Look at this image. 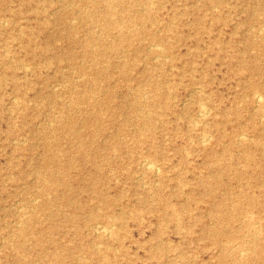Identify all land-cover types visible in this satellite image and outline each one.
Returning a JSON list of instances; mask_svg holds the SVG:
<instances>
[{
	"label": "rangeland",
	"instance_id": "1",
	"mask_svg": "<svg viewBox=\"0 0 264 264\" xmlns=\"http://www.w3.org/2000/svg\"><path fill=\"white\" fill-rule=\"evenodd\" d=\"M259 93L264 0H0V264H264Z\"/></svg>",
	"mask_w": 264,
	"mask_h": 264
},
{
	"label": "bare ground",
	"instance_id": "2",
	"mask_svg": "<svg viewBox=\"0 0 264 264\" xmlns=\"http://www.w3.org/2000/svg\"><path fill=\"white\" fill-rule=\"evenodd\" d=\"M107 10L109 11V10H111V5H108V7H107ZM107 12V11H106ZM102 14H105V12L103 11L102 12ZM108 15V14H107ZM107 20V19H106ZM112 24H117V21H116V23H114V22H112ZM125 57V56H124ZM85 76V75H84ZM81 77V76H80ZM203 93V92H202ZM153 97V96H152ZM255 102L257 103V105L258 106H264V97H263V95H261L260 93H259V95L257 94V96L255 97ZM208 108V107H207ZM210 108V107H209ZM209 113H210V111H208ZM151 113V112H150ZM199 113H201V115H206L207 116V110L206 109H204V108H200V112ZM264 119V118H263ZM75 133H76V130H75ZM77 135H79V133H76ZM209 135V134H208ZM211 135V134H210ZM80 136V135H79ZM206 136V135H205ZM243 137V136H242ZM238 138H240V137H238ZM245 138V137H244ZM205 139V138H204ZM207 139H209V138H207ZM205 141H206V139H205ZM208 141V140H207ZM206 141V142H207ZM202 143H203V141H202ZM205 143V142H204ZM240 153V152H239ZM146 161V160H145ZM146 167H147V169H149L148 171H154V170H156L157 169V167H159V166H157V164L155 163V162H153L152 160H147L146 162ZM159 163V162H158ZM144 167V166H143ZM38 173V172H37ZM164 184H166V183H164ZM215 191V190H214ZM239 193V192H238ZM231 194V193H230ZM224 197V196H223ZM225 198V197H224ZM240 199V198H239ZM259 200V199H258ZM236 204H238V203H236ZM253 214V213H252ZM132 215V214H131ZM251 218H252V216L253 215H251L250 214V212H249V214H248ZM179 221V220H178ZM260 222V221H259ZM258 222V223H259ZM253 224V223H252ZM255 224V223H254ZM100 225V224H99ZM106 224H104V225H102V226H105ZM256 225V224H255ZM112 226V225H111ZM109 227V229H110V226H108ZM105 228L106 227H101V231H105ZM107 229V228H106ZM112 229V228H111ZM100 230V229H99ZM98 230V231H99ZM108 230V229H107ZM255 230V229H254ZM256 231H258V233H259V229L258 230H256ZM261 231V230H260ZM109 233V232H108ZM257 233V232H256ZM255 233V234H256ZM208 234V233H207ZM249 234H251V232L249 233ZM110 235V234H109ZM253 236H254V234H252ZM257 235V234H256ZM100 244V243H99ZM233 249V248H232ZM223 250V249H222ZM242 250V249H241ZM240 250V251H241ZM246 250V249H245ZM245 250L243 251L244 253H247V252H245ZM249 251V250H248ZM250 252V251H249ZM253 252V251H252ZM243 253V254H244ZM240 254H241V252H240ZM242 254V256H246V255H243ZM218 256V255H217ZM241 256V257H242ZM237 259V258H236Z\"/></svg>",
	"mask_w": 264,
	"mask_h": 264
}]
</instances>
